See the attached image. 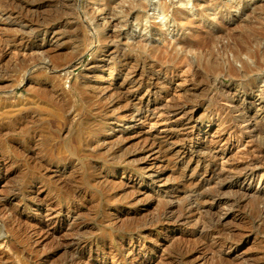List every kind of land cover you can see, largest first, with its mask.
Instances as JSON below:
<instances>
[{"label":"rangeland","instance_id":"rangeland-1","mask_svg":"<svg viewBox=\"0 0 264 264\" xmlns=\"http://www.w3.org/2000/svg\"><path fill=\"white\" fill-rule=\"evenodd\" d=\"M200 1L196 6L192 0L187 18L185 14L181 16L185 22H192L185 29H179L176 20L168 17L166 20L164 10V17L148 19L144 28L133 29L135 39H127L126 33L131 28H116L118 22H124L117 15L120 8L113 6L112 12L109 8L102 9L103 0H62L64 4L59 0H0V264H217L218 259L207 247L211 242L207 227L215 221L213 213L205 211L211 204L202 209L205 216L209 215L202 219L205 222L198 221L195 226V221L187 220L189 209L195 212L197 209L193 192L196 186L189 191L192 183L201 178V171L196 170L197 162L186 170V165L178 160L183 154H194L198 160L221 153L220 149L208 150L210 138L219 131V123L210 121L213 118L222 119V128L230 127H224L228 132L255 116L250 123L259 120L257 141L264 150V74L255 76L252 84L250 81L236 84L225 76L201 69L203 76L199 74L197 81L183 85L179 75L175 79L159 69H143V57L127 54L116 60L111 81L112 74L102 71V66L95 70V75L89 70L91 57L100 51L108 53L111 47L105 50L87 47L80 25L85 19L82 12L86 5L88 10H100L92 11L96 13V22L107 23V37L117 34L119 54L129 50L127 45L140 40L151 45L155 42L156 46L165 43L171 49L178 40L201 42L198 37L206 40L212 32H219L225 36L221 39L219 35L218 49H212L227 61L232 56L222 48L233 42L230 37L226 39L229 33L238 34L232 35L235 39L250 29H264V0H217V3L209 0L213 6L209 8ZM66 21L73 26L56 39L52 26ZM84 21L90 26L89 36L94 33L97 41L94 26ZM157 26L164 30L158 34L150 32ZM38 47H42V54L32 50ZM177 48L181 54L184 52L182 46ZM78 51L82 54L80 60L76 56ZM203 53L208 55L210 50L205 48ZM186 55L198 58L195 53L194 57ZM74 60L78 64L70 73L63 66ZM48 61L56 65L54 70L43 67ZM235 65L241 68L240 63ZM134 69L136 72L132 73ZM87 75L103 77L101 83L110 89L99 94L88 88L81 83ZM129 81L138 84L132 87ZM14 86L19 87L12 95ZM113 90H120L122 96L119 93L118 99L113 98L116 101L110 104ZM179 97L199 114L208 111L212 115L203 119L198 115L199 126L193 141L185 144L180 141L185 127L176 122L175 114L163 119L162 114H157L160 109L162 112L165 101L176 105ZM141 103H147V107L136 111ZM242 108L243 111L237 112ZM94 126L97 131L87 135ZM202 127L206 135L202 132L200 137ZM82 137L87 140L83 142ZM260 161L264 162V151ZM157 175L158 187L152 188ZM246 186L251 196L259 190L257 183L246 182ZM228 192L223 191L215 203L229 197L234 203L237 196L233 195L232 201ZM232 203L235 208L226 211L230 216L226 221L231 224L225 221V225H231L238 238L241 233L243 245L230 253L224 248L227 254L223 259L228 264H264V218L261 219L264 215L259 217L257 210L264 202H255V206L246 202L244 205L249 204L248 207L241 208ZM202 223L207 227L203 228Z\"/></svg>","mask_w":264,"mask_h":264},{"label":"bare ground","instance_id":"bare-ground-1","mask_svg":"<svg viewBox=\"0 0 264 264\" xmlns=\"http://www.w3.org/2000/svg\"><path fill=\"white\" fill-rule=\"evenodd\" d=\"M191 1L190 0H173V1H169V0H103V3H102V5L100 7L102 9L109 8V9H111L110 10L111 12L113 10L112 9L113 6H115L116 8H120L121 11H120V13H117V15H120L121 19H123L124 22L123 23H119L118 22L116 28H118V27L119 28L120 27H123V28L124 27H129V28H131V32H127L126 33L127 39L128 38H134L135 39L136 38L135 31L136 30L133 31V29H135L137 27L138 28L142 27L144 25V23L148 21V19L156 20L160 16H163L162 15V11H164V10L166 11V12L164 11L165 12L164 15L166 14L165 19L168 17L170 20L171 19L174 20V21L176 20L177 23H178L177 26L179 27V29H185V27L188 24L190 26L192 24L191 21H190V23L189 22L187 23V22H185L184 20H182L180 18H181V16L183 18V16H184L183 14H185L186 18H187L186 13H187V15H189L188 11H190V2ZM193 1L196 4V6H199L198 3L200 4V2H202L200 0H193ZM203 1H204V3L202 5H204V7L209 8L208 6L210 5L209 4L210 1L209 0H203ZM215 1L216 2H214V1L213 2L217 3V0H215ZM59 3L64 4L62 2V0H59ZM191 5H193V3ZM260 5L262 6V4H260ZM86 6H85V9H83V12H82L84 17H85V19H83L81 24L79 23L81 25V30L83 29L84 32H85V37L84 38H85L86 46L87 47L94 46L96 49H100V50H105L106 48H108V46L111 47V50L109 51L110 53L109 52L105 53V51H100L99 55L91 57L92 58V63H91V66H90L89 70L94 75H95V70H97V68L102 66L103 67L102 71L103 70H107L110 74H112L111 78L110 77L109 78H110L111 81H113L112 77H113L114 73L116 72V68H117L116 67V60L119 59L121 56H123V58H124V56H126L127 54L128 55L131 54V55L137 56V58H142L143 57V60H144L143 63H145L144 66L142 67L143 69H145L146 67H149L152 70L159 69L160 72H165V73L171 74L173 77H175V79H176V77L178 78L177 75H179V78L181 79L183 85H184V83L187 84L188 82H190V83L194 82L197 79V77L199 76V74L200 75L202 74L201 69H205V72L209 71V72L213 73L216 76H225L226 79H228L229 81L234 82L236 84H238V83L239 84L249 83V81L252 84V82L254 83V80L252 81V79L255 76H260V75L264 74V63H263V60H264V48H262L263 42H264V29H261L260 31H258L256 29H250L249 31H246V32L240 34V37H238V38H236V36L238 34L236 35V34L232 33L230 35V33L228 32L229 35L226 37V39H228V37H230L233 42L231 44L228 43V45L226 44V46L224 48H222V49H226L227 52L230 53V55L232 56V60L230 58L228 61L224 60L225 58L224 59L223 58L220 59V57H218L217 54H216V50L212 49V48H217L218 47L219 35H221L220 36L221 39H222L223 36H225V34H220L219 32L217 33L216 31H215L216 33L212 32V35H211L212 37L210 36L209 39L204 40L205 38L201 39L200 37H198L200 40H202L204 42H202V41L198 42L197 40H196L197 42H193L194 40H192V42H191L189 40V38H188L189 41L187 39H185L186 41L185 40L184 41L178 40L176 43L179 46H182L181 51H182V49L184 50V52L182 51V54L177 50L178 49L177 48L178 45L176 43H175L176 47H173V48L170 49L169 47L171 45L167 46V44H166V46H165V43H164L163 46H162V44L159 45V46H156L155 42H154V45H151L153 43L150 44V42L148 43L147 41H143V40L136 41V43L131 44V45H127L126 47H129V50H126L124 48L125 50L124 51L122 50V54H119L120 50H118V48H119L120 43H119V45H117L118 44L116 42L117 37H118L117 34L115 36L113 35L111 38L107 37L108 36V35L106 36V29H107L106 24L107 23L105 22L106 24H102V23L101 24H97V22H96L97 18L95 16L96 13L92 12L94 10V8H92L93 6L92 7L89 6V7L92 8V11L90 9H89L90 10L89 11L88 8L86 9ZM210 6L213 7L212 5H210ZM255 6H257V5H255ZM228 7H230V5ZM257 8H259V7H257ZM229 9H231V8H229ZM95 10H97V9H95ZM99 11L97 10L96 12L99 13ZM205 11H204V13H205ZM168 18L166 20H168ZM84 20L89 21L91 23V25L94 26L93 29H95L94 31L96 33V40L98 39L97 41H94V35H93L94 33L91 32L92 33V37L89 36V34H90V30H89L90 26ZM100 21L102 22V20H100ZM173 24H174V22H173ZM72 26H73V24H71L68 21H66V23H60L58 25H53L52 26L53 36L56 39H58L59 37L62 36V34H64V31H66V29L71 28ZM114 26H116V25H114ZM143 28H144V26H143ZM147 29H148V26H147ZM187 29L189 30V28H187ZM163 30L164 29L161 26H157L154 29H151L150 32L152 31L153 34H155V33L158 34V33L162 32ZM111 31H112V29H111ZM82 32H81V34L83 35ZM118 34H120V33L118 32ZM191 35H193V34H191ZM195 35L197 36V33ZM232 35H236L234 37L235 39H233ZM187 37H188V35L186 36V38ZM44 38L46 39V36ZM194 38H196V37H193V39ZM214 46H216V47H214ZM205 48H208L210 50V53L209 54L207 53L208 55H205V53H203ZM40 49H42V47H38V49L34 48L32 50L33 51H40ZM87 50H88V48H87ZM112 50H115L114 51L115 53ZM84 51H86V50H84ZM42 52L45 53L44 50H42ZM40 53H41V51H40ZM84 53H86V52H84ZM184 53H185V55H183ZM188 53L190 55H193V53H195L196 55H198V56H196L198 58H196V60H194V58H191V57L186 55ZM225 53L226 52H224V54ZM76 56H77L78 60H80V58L82 57L81 51H78ZM192 57H194V55ZM43 59H46V58H43ZM121 63H122V61H121ZM236 63L237 64L240 63L241 68H237L236 65H235ZM49 64L52 65V68H51V66H49ZM77 64H78V61L74 60V61L66 63L63 66V68L66 71L68 70V72L72 73L71 70L76 68ZM167 64H169V66ZM43 65H44L43 67L45 69H47V70L48 69H53L54 70V67L56 66L55 64L53 65V63H51V61H48V63L44 62ZM164 65H167V66H164ZM117 66H118V64H117ZM141 66H142V64H141ZM135 69L137 70V67H135ZM135 69H134V71L132 73L136 72ZM168 74H166V75H168ZM88 75H87V78L85 77V80H82L83 82H81V83H86L87 86H89L88 88L91 87L92 90H94L95 92H98L99 94L100 93H105V92L108 91V89H110L109 85H108L109 87L107 88V87H105V84L101 83V80H103L102 79L103 77H101V78L97 77L98 75L89 77ZM127 75H129V74H127ZM127 75H125L126 78L129 77ZM202 76H203V74H202ZM109 78H108V80H109ZM199 78H200V76H199ZM111 81H110V83H111ZM130 82L131 81H129V83ZM22 83H23V81H22ZM74 84H76V83H74ZM107 84H106V86H107ZM137 84H138L137 82L133 81V82H131L130 85H132V87H133V86H136ZM182 84H179V85H182ZM84 85L85 84H83V86ZM103 85H104L105 88L103 87ZM18 87L19 86H14V88L11 90L10 94L13 95V92ZM85 87H86V85H85ZM129 87L130 86H128V88ZM164 87H166V86H164ZM113 91H115V90H113ZM115 92H112V96L110 95V98L108 97L109 100L112 99L110 104L113 103V100H115L113 98H116V95H118L120 93V90H119V92L118 91H115ZM95 95L97 96L98 94H95ZM121 96H122V94H121ZM103 99L105 101V98H103ZM106 99H107V97H106ZM117 99L118 98H116V100ZM109 100H108V102H109ZM181 100L182 99L179 97V99H178L179 103H177L176 105H175V103H174V105L173 104L169 105L170 100L169 101L167 100V101H165V102H167L166 104L164 102H163L164 104H162V105H164V107L162 108V112L160 111L161 109L160 110L158 109L159 110L158 113L156 112L157 109H155V112L159 116H160V114H162L163 115V116H161L162 119H163V117H168V116L170 117L171 114H175L174 118L177 119L176 122L182 124L185 127V130H184L183 134L180 137V141H182L185 144L186 142L190 143L191 141H193V138H192L193 134L195 133L196 129L199 126V125H197L198 124V120H199L198 115L202 116V119H203V117H206L207 115L209 116L210 113L208 111H205L201 115V114H199L200 112L198 113V111L193 110V108L191 106H189L190 103L188 104V102L185 103V102H182ZM129 102H131V100H129L128 103ZM193 103H194V101H193ZM148 104L150 105V102ZM149 105H148V107H149ZM143 106L147 107V103L146 104L145 103H141L139 105V110H136V111L142 110ZM158 106H160V105H158ZM218 107H216V108H218ZM233 110H231V111H233ZM238 110L239 111H237V112H241V111H243V108L242 109H238ZM152 111H154V110H152ZM234 114L235 113H233V115ZM153 115H155V113ZM210 116H212V115H210ZM253 117H255V116H253ZM252 118H251V120H252ZM167 119H169V118H167ZM217 119L213 118V119L210 120L211 122L216 120L217 123H219L217 125V128L219 129V131L217 130L218 133L216 132L217 133V135H216L217 138H215L216 136L210 138V140H209V148L210 149H208V150H210L212 152L213 150L220 149L221 153L218 156L214 155L215 156V157L213 156L214 158L210 157L209 159L208 158L206 159L204 157L205 159H203L201 157L198 160L195 159L194 154H191V155L183 154V155L179 156L180 160H178V159L177 160L180 162V164L186 165L185 166L186 170L190 169L194 162H197L196 170L197 171H201V173H200L201 174V178L199 176L200 179L198 181L192 183L193 187L189 191V193H191L193 188H194V186H196L194 188L193 192L196 194V198L194 199V201H195V204L197 206V209H196V212H195V210H191L192 208L189 209L190 214H189V216H187L188 217L187 220H189L190 222L191 221H195V226H196L197 223L199 224V222L203 221L205 219L204 217L207 216V215L206 216L204 215L202 209L205 208V206L207 208V205L209 206V204H211L210 205L211 207H209L207 210H205V211H207L206 213H210V214L213 213V215L212 214L211 215L215 218L214 219L215 221L213 222L214 225H211V226L209 225L208 227L206 226L208 228L206 234L208 236H211V238L209 240L211 242L208 241L209 243H211V245L208 243V246H207V247H210L209 250L210 249L211 250L210 251L208 250V251L209 252L212 251L211 252L212 255L215 258L218 259L217 264H228V261L226 262V260H224L223 258H225V254L230 253L229 251H232L233 249L235 250V249H237V248H239V247H241L243 245V240L240 239L242 235L240 233V235H239L240 238H238L237 234L235 233V231H233L234 229H232V226L231 225L230 226H226L225 225V223L227 222L226 220H229V217H230V216H227V212L226 211L230 212L232 210V207H234L233 205H231L232 202L230 200V197H229V199H227L225 201H220V202L218 201L217 203H215V202H216L217 198L222 197L223 191H225V190H227V192L230 191V194L232 196L231 197L232 201H233V195L235 197L237 196V198L234 199V203H232V204L235 205V203H236V207H238V208H241L242 205H244V203H246V202H248L249 204L251 202L252 206L255 204V202L256 203L257 202L258 203L264 202V162L260 161V154H262V152L264 150H262V146H260V143H259L260 141L259 142L257 141L258 136H259V134L257 136V133H258L257 128L259 127V126L257 127V125H258V121L259 120L257 122L255 121L256 119L253 120V124L250 123L251 120H249V121H245V120L243 121L242 120L243 123L245 122V125H247V126L243 125L244 126L243 127V126L240 125V126L234 128L235 129L234 131H230L229 130L228 132H226L227 130L225 131L224 127H226V129H228L230 127L223 125L224 127L222 128V124H224V123L221 122L222 119L221 120H219L220 118L218 120ZM240 119H241V117H240ZM116 120H118V119H116ZM233 121H237V120H234V117H233ZM254 121H255L256 124H254ZM246 123H248V124H246ZM230 126H232V125H230ZM219 127H221L222 129L219 128ZM261 128H260V130H261ZM201 129L202 130H200L201 131L200 137H202L203 134L206 135V133H204V131H203L204 130L203 127ZM93 131H97L95 129V126L93 127V129L89 128L87 135H89L91 133H94ZM103 131H104V129H103ZM103 131H101V132H103ZM202 132H203V134H202ZM99 135H101V134H99ZM82 138H84L83 142H84V140L85 141L87 140L86 137H82ZM87 138H88V136H87ZM116 145H120V143L119 144L117 143ZM120 149L121 148L118 147L117 151H120ZM211 155H212V153H211ZM199 157H200V155H199ZM185 167H183V169ZM134 168H136V167H134ZM138 168H140V167H138ZM107 170H109V169H107ZM260 172H262V173L259 175ZM30 176L31 175H29V177ZM38 176L39 175H37V177ZM32 177H33V175H32ZM31 179H33V178H31ZM159 179H160V176L157 175L155 177V179L153 180V182L151 181L152 183H154L152 185V188L158 187ZM147 182H149V181H147ZM246 182L247 183L251 182V183H255V184L257 183V185L259 187V190L255 188L257 190V191L255 190L256 194H254L252 196L248 194V192L246 191L247 186L244 187V184ZM226 183H228V184H226ZM195 184H197V185H195ZM249 185H251V184H249ZM252 189H254V188H252ZM148 195H147V197H148ZM192 196L193 195H191V197ZM149 199H150V197H149ZM212 202H214L215 204H213ZM249 204H247V206L246 205H244V206L248 207ZM263 205H264V203H263ZM257 210H258V214H259L258 216L259 217L264 215V206L262 208H260V207L258 208L257 207ZM183 216H185V215H183ZM241 218L242 217L239 218V221L243 222L242 221L243 219H241ZM262 218H264V217H261V219ZM177 219L180 221V223L182 222L180 220L181 218L177 217ZM209 219H211V218H209ZM172 220H173V218H172ZM232 220L233 219H231V221ZM186 221L183 222V224L187 223ZM203 222H205V221H203ZM215 222H216V224H215ZM177 223H179V222H177ZM210 223L212 224L211 220H210ZM237 223H238V221H237ZM237 223H235V224H237ZM229 224H231V222L228 223V225ZM238 224H237V226H238ZM233 225H234V223H233ZM198 226H200V225H198ZM202 226H203V228L205 227L204 224ZM237 226H235V227H237ZM54 236H56V235H54ZM206 245H207V243H206ZM212 245H213V248H212ZM180 247H181V245H180ZM224 248L225 249L227 248V250H228L227 253H226L225 250H223Z\"/></svg>","mask_w":264,"mask_h":264}]
</instances>
